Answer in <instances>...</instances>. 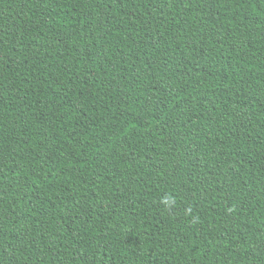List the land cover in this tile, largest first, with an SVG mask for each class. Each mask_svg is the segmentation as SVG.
<instances>
[{
    "label": "trees",
    "instance_id": "trees-1",
    "mask_svg": "<svg viewBox=\"0 0 264 264\" xmlns=\"http://www.w3.org/2000/svg\"><path fill=\"white\" fill-rule=\"evenodd\" d=\"M0 264H264V0H0Z\"/></svg>",
    "mask_w": 264,
    "mask_h": 264
}]
</instances>
